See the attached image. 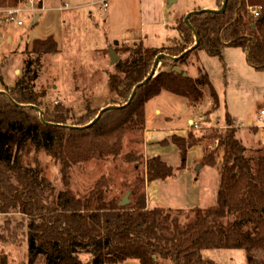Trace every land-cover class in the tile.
Returning <instances> with one entry per match:
<instances>
[{
  "label": "trees",
  "instance_id": "16d2710c",
  "mask_svg": "<svg viewBox=\"0 0 264 264\" xmlns=\"http://www.w3.org/2000/svg\"><path fill=\"white\" fill-rule=\"evenodd\" d=\"M6 1L10 6L23 2L0 0V6ZM223 3L217 0L218 8ZM259 6L262 13L254 18L249 8ZM191 16L190 22L200 36L194 51L203 49L222 58L224 48H240L249 64L264 71V0H229L224 12ZM175 27L179 36L168 45L147 47L140 42L122 49L127 57H120L115 70L108 73L110 97L105 106H115L106 109L93 125L78 128L84 123L73 122L87 119L85 123H90L100 109L87 107L77 119L66 105H44L47 90L38 89L36 82L45 54L58 51L53 35L36 39L33 50L25 53L22 81L11 87L4 84L5 91H0V213L20 212L27 219L28 264H121L133 259L140 264H220L203 256V250L216 248L242 249L248 264H264L259 257V252H264V154L243 144L231 114L228 131L219 139L224 153L218 202L210 208L198 206L182 212L187 214V221H181L183 214L174 209H146L143 197L132 208L109 205L103 200L107 183L101 178L92 191L74 190L68 185V174L77 164L97 156H120L127 134L144 132L147 102L163 90L184 96L195 105L203 99V88L208 87L215 104H219L205 69L200 67L195 79L185 76L183 70H174L192 55L194 51L184 53L197 42L185 17L179 18ZM161 53L179 58H161L155 74L129 103L135 87L152 72ZM161 63L169 69H160ZM199 141L194 134L172 135L163 144L179 149L180 170L187 167L188 152ZM31 144L42 145L46 156L60 165L64 188L58 189L45 175L41 159L29 152ZM127 159L131 162L140 157L130 154ZM217 163L216 155L207 152L201 164L213 167ZM146 166L150 181L176 175L177 169L160 156L149 158ZM3 240L6 238L0 232ZM85 252L95 255L90 262L82 261ZM0 264H8L7 254L0 256Z\"/></svg>",
  "mask_w": 264,
  "mask_h": 264
},
{
  "label": "rangeland",
  "instance_id": "374dc122",
  "mask_svg": "<svg viewBox=\"0 0 264 264\" xmlns=\"http://www.w3.org/2000/svg\"><path fill=\"white\" fill-rule=\"evenodd\" d=\"M29 1L23 0L16 6H10L9 1H6L0 6V72L6 83L15 82L24 73L22 52L28 39L45 38L46 35L53 34L59 42V48L56 53L47 52L43 57L37 88L47 90L45 106L66 105L77 119L83 117L87 107L101 111L107 105L110 97L108 73L115 70L111 63V48H117L120 51L118 54L124 59L128 54L122 49L135 43L143 42L147 47H161L163 43L167 45L179 35L175 28L179 17H186L185 15L195 10L216 9L217 6V0H57L55 3L47 2L52 9L44 11L43 17L38 21L34 20V15L41 11L28 9L32 7ZM62 1H65L62 10H69H58ZM105 2H108V6L102 9ZM83 3L89 6L81 7L75 12L70 11L73 6ZM20 8L23 25L10 20L11 10ZM254 9L256 7L249 8V13L258 18L253 14ZM61 13H65L66 17L75 13V22H64V14ZM33 23L38 24L33 26ZM11 37L13 40L10 41ZM223 54L224 57L221 58L210 56L203 49L195 50L186 61L179 63L192 78L199 76L200 67L205 69L217 90L220 104H215L208 87L204 88L207 93L201 102L195 105L184 96L162 92L146 105L144 132L128 133L120 156L105 159L97 156L77 164L68 174V185H72L74 190L80 188L92 191L101 178L107 183L106 197L103 200L109 205H122L123 198L127 197L130 202L126 206L130 208L134 207L140 197L146 199V209L160 203L164 208L174 207L175 213L191 212L195 209L191 204L204 208L216 205L221 169L218 165H202L203 157L195 163L200 148L188 153L187 167L180 170L181 156L168 149L165 154L168 161L162 160L177 169L176 175L164 183L160 182L157 191H149L151 181L147 178L146 164L149 158L158 156L155 143L163 146V140L172 135L187 137L190 134L200 139L198 144L204 148L203 156L207 152L214 153L217 160L222 161L224 148L220 146L219 139L228 131V127L222 128L221 124L227 125L229 108L238 116L239 123H242L240 128L236 122L233 125L239 130L238 135L243 144L264 154V71L254 69L248 63L245 51L240 48H224ZM161 68L169 69V66L161 63ZM3 82L0 80V86ZM168 114L173 116V120L166 118ZM86 120L73 123L88 126L93 122L85 123ZM189 120L199 121V126H191ZM250 122L253 124L249 125ZM165 135V138L156 142L157 138L159 140ZM160 145L159 149L168 146ZM130 154H136L140 159L130 162L127 159ZM37 158L43 163L45 175L58 189L64 188L60 165L47 157L45 152L42 157ZM93 161H97V165L93 166ZM93 167L94 173L91 172ZM153 196L157 199H153ZM187 220V214H183L181 221ZM26 224L27 219L20 212L0 213V232L6 238L0 241V256L7 254L8 264H28ZM94 256L85 252L81 259L89 262ZM203 256L220 264H248L246 252L242 249H205ZM259 257L264 259L263 251L259 252ZM166 264L172 263L166 261Z\"/></svg>",
  "mask_w": 264,
  "mask_h": 264
},
{
  "label": "crops",
  "instance_id": "0c3cea01",
  "mask_svg": "<svg viewBox=\"0 0 264 264\" xmlns=\"http://www.w3.org/2000/svg\"><path fill=\"white\" fill-rule=\"evenodd\" d=\"M48 1H51V2H53V3H55L57 0H43V4L42 5H44L45 6V9L43 10V11H41V13L40 12H38V13H35V15H34V20H36V18L38 17V21H40V19L43 17V13H44V11H46V10H51L52 9V7H50L49 5H48ZM64 2L65 1H62V5L58 8V10H61V11H63V12H65V11H67V10H69V9H63L62 10V6H63V4H64ZM172 3H174V2H171V4ZM41 5V6H42ZM216 7L215 8H218V4L216 3ZM85 6H89L88 4H86V3H83V5H80V4H77L76 6H73L72 8L73 9H71L70 11H72V12H75V11H77V9H79V8H81V7H85ZM107 8V7H106ZM65 10V11H64ZM201 10V9H200ZM61 14H64V16H63V19H64V22L67 20V21H69V20H71L72 21V23L73 22H75V19H74V17H76V15H75V13H72V14H69L67 17L65 16V13H61ZM186 16V15H185ZM181 17H183V16H181ZM181 17H179V18H181ZM178 18V19H179ZM177 19V20H178ZM177 20H176V24H177ZM39 23V22H38ZM37 23V24H38ZM36 24V25H37ZM35 25V23H33V26H36ZM176 26V25H175ZM176 28V27H175ZM49 35H53V34H49ZM49 35H46V37L45 38H47V37H49ZM54 36V35H53ZM179 35H177V37H178ZM177 37H174V38H177ZM45 38H35V39H28V42H27V46L25 47V49H24V51L22 52L24 55H25V53L26 52H28V51H31V50H33V44H34V41L36 40V39H45ZM56 38V37H55ZM174 38H172V39H174ZM11 39L13 40V38L11 37V38H9V40L11 41ZM171 39V40H172ZM57 40V39H56ZM171 40H170V42H171ZM58 41V40H57ZM170 42L168 43V44H170ZM58 44H59V42H58ZM167 44V45H168ZM162 45H166L165 43H163ZM161 45V46H162ZM160 48V47H159ZM224 57V54L222 55V58ZM252 66V65H251ZM253 67V66H252ZM182 68V67H181ZM254 68V67H253ZM186 68L184 67V69L182 68V70L183 71H185L186 73L188 72V71H186L185 70ZM255 69V68H254ZM23 73V72H22ZM21 73V76L19 77V79H17L15 82H9V81H7V83L5 82V80H4V76H3V74H2V72H0V75L2 76V78H3V84H2V86H0V90H2V91H5V87H4V84L5 85H8V86H13V85H15L16 84V82H18V81H22V77H23V74ZM188 74V73H187ZM196 78V77H195ZM194 78V79H195ZM165 91H167V90H163L162 92H165ZM167 92H169V91H167ZM210 92V91H209ZM171 93V92H170ZM205 93H207L206 92V90L203 88V97L205 96ZM162 94V93H161ZM148 103V102H147ZM219 104H220V102H219ZM228 108H229V106H228ZM235 112L232 110V109H230L229 108V111H228V114H231L232 116H233V118L235 119V122L237 123V126L240 128V127H242V123L240 122L239 123V118H238V116L237 115H235L234 114ZM166 118L168 119V120H173V116L172 115H170V114H168L167 116H166ZM192 121H195V120H189V124L190 123H192ZM251 124H253L252 122H250L249 123V125H251ZM221 127L222 128H227L228 127V125H226V123H223V124H221ZM179 131H182V130H179ZM175 132H177V131H175ZM162 136V135H161ZM166 137V135L164 136V137H161L159 140H158V138H157V140H156V142L158 141H160V140H162L163 138H165ZM148 142V141H147ZM31 145H33V144H31ZM159 145L160 144H158V143H155V147L157 146V153H156V155H158V156H161V158H163V159H165L166 161H168V159L165 157V154L167 153L166 151L168 150V149H171L172 151V153L173 154H179L180 155V151H179V149L178 148H176L174 145H168V146H161V147H163V149L161 148V149H159ZM30 147L31 146H29V152H30ZM196 148H200V150H199V152H198V154H197V157L195 158V163H197V160H199V159H201L202 157H203V154H204V148L200 145V144H196V146H194V147H192L190 150H189V152L190 151H192V150H196ZM155 149V150H156ZM188 152V153H189ZM31 154H32V152H31ZM33 155V154H32ZM34 156H36V157H39L37 154H35ZM223 156V155H222ZM218 166H219V169H221V167H222V164H221V160H219L218 161ZM198 166H199V164H198ZM170 178H167V179H165L164 181H159V180H153V181H151V183L149 182V185H148V188H149V191H150V189H153V190H155V191H157V189H158V187H159V183L160 182H166V181H168ZM153 199H157L156 197H152ZM154 201V200H153ZM155 202V201H154ZM156 203H157V201H156ZM190 206H193L194 208L195 207H198L197 206V204H191ZM148 207H152V206H148ZM155 207V206H154ZM156 207H161V205H160V203H157V205H156ZM189 207V206H188ZM162 208H164V207H162ZM165 208L166 209H175L174 207H170V206H165ZM164 208V209H165ZM182 208V207H181ZM181 208H176V209H181ZM192 208V207H191ZM204 208V207H203ZM183 209H187V208H183ZM89 262H90V260H89ZM130 262H132L133 264H140V261L139 260H137V259H133V260H128V261H126V262H124V263H121V264H129Z\"/></svg>",
  "mask_w": 264,
  "mask_h": 264
},
{
  "label": "water",
  "instance_id": "95a60500",
  "mask_svg": "<svg viewBox=\"0 0 264 264\" xmlns=\"http://www.w3.org/2000/svg\"><path fill=\"white\" fill-rule=\"evenodd\" d=\"M228 1L229 0H224V3H223V6H222V8H216V9H209V10H206V9H201V10H195V11H193V12H190V13H188L187 15H186V17H185V21H186V23L188 24V25H190L191 27H192V29L194 30V32L196 33V36H197V42L195 43V45L192 47V48H190V50H188V51H186L184 54H186V53H188V52H190V51H194V48H196L198 45H199V42H200V36H199V33L197 32V30L194 28V26H192V24H191V22H190V18L192 17L191 15H193V13H198V12H209V11H212V12H217V13H221V12H224L225 10H226V7H227V4H228ZM36 20H38V17L36 18ZM110 53H111V63L112 64H116L118 61H119V59H120V55L118 54V52L117 51H115V49H113V48H111L110 49ZM183 54V55H184ZM163 57H170V58H172V59H175V60H178V58H179V56H177V57H172V56H168L166 53H161L157 58H156V60H155V62H154V68H153V70H152V72L145 78V80L144 81H142V82H139V84L135 87V89H134V91H133V93H132V95H131V97H130V101H129V103L132 101V98L134 97V95H135V93H136V91L140 88V87H142L143 85H145V83L155 74V72H156V70H157V67H158V64H159V62H160V60H161V58H163ZM177 73L178 72H182V68H181V66H179L178 65V67H175V69H174ZM185 76L186 75H188L186 72H184L183 73ZM128 103V104H129ZM115 105H113V106H107V107H105V108H103L100 112H99V114L96 116V119L91 123V124H89L88 126H90V125H93L94 123H96V121L100 118V116H101V114L106 110V109H108V108H113ZM41 115H42V111H41ZM75 127H77V126H75ZM80 127H86V126H80ZM80 127H78V128H80ZM93 166H95V165H97V161H93V164H92ZM91 172H95V167H93V168H91ZM90 178H92V174H90ZM129 199H127V197H125V198H123V201H122V205L123 206H126L127 204H129Z\"/></svg>",
  "mask_w": 264,
  "mask_h": 264
},
{
  "label": "built area",
  "instance_id": "2783aa9c",
  "mask_svg": "<svg viewBox=\"0 0 264 264\" xmlns=\"http://www.w3.org/2000/svg\"><path fill=\"white\" fill-rule=\"evenodd\" d=\"M29 4L32 6V7H29L28 9H32V10H40V11H43L44 9H45V6L44 5H42L43 4V0H30L29 1ZM42 6H41V5ZM66 6H68V3H66ZM108 6V2H105L104 3V6L102 7L101 6V8L102 9H104V8H106ZM260 8H261V6H259V7H257L256 9H254L253 10V14H255V16L256 17H259V15H261L260 14ZM22 11V9L20 8V9H16V10H11V13H10V20H15V21H17V23L19 24V25H23L24 24V21L23 20H21L20 19V14L22 13L21 12ZM26 11V10H25ZM262 113H264V110H262ZM193 123V124H192ZM191 123V126H193L194 125V127H198L199 126V121L197 122V121H193Z\"/></svg>",
  "mask_w": 264,
  "mask_h": 264
},
{
  "label": "bare ground",
  "instance_id": "6f19581e",
  "mask_svg": "<svg viewBox=\"0 0 264 264\" xmlns=\"http://www.w3.org/2000/svg\"><path fill=\"white\" fill-rule=\"evenodd\" d=\"M30 152L37 154L39 157H42L44 155L43 146L40 144L31 145Z\"/></svg>",
  "mask_w": 264,
  "mask_h": 264
}]
</instances>
